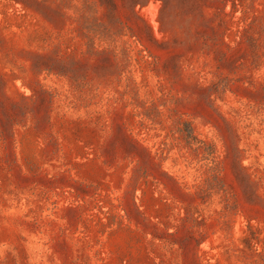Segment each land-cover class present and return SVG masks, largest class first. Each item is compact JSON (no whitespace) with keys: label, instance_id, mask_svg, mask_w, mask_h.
Returning <instances> with one entry per match:
<instances>
[{"label":"rangeland","instance_id":"374dc122","mask_svg":"<svg viewBox=\"0 0 264 264\" xmlns=\"http://www.w3.org/2000/svg\"><path fill=\"white\" fill-rule=\"evenodd\" d=\"M0 264H264V0H0Z\"/></svg>","mask_w":264,"mask_h":264}]
</instances>
